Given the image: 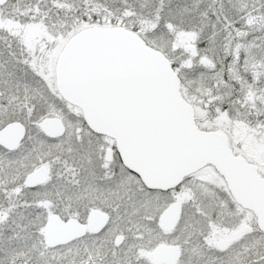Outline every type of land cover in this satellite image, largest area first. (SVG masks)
Returning <instances> with one entry per match:
<instances>
[{"label": "snow or ice", "instance_id": "snow-or-ice-1", "mask_svg": "<svg viewBox=\"0 0 264 264\" xmlns=\"http://www.w3.org/2000/svg\"><path fill=\"white\" fill-rule=\"evenodd\" d=\"M0 264H264V0H0Z\"/></svg>", "mask_w": 264, "mask_h": 264}]
</instances>
